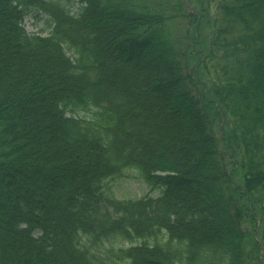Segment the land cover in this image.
Returning a JSON list of instances; mask_svg holds the SVG:
<instances>
[{
    "label": "trees",
    "instance_id": "obj_1",
    "mask_svg": "<svg viewBox=\"0 0 264 264\" xmlns=\"http://www.w3.org/2000/svg\"><path fill=\"white\" fill-rule=\"evenodd\" d=\"M205 4L0 0V264H264V0Z\"/></svg>",
    "mask_w": 264,
    "mask_h": 264
},
{
    "label": "rangeland",
    "instance_id": "obj_2",
    "mask_svg": "<svg viewBox=\"0 0 264 264\" xmlns=\"http://www.w3.org/2000/svg\"><path fill=\"white\" fill-rule=\"evenodd\" d=\"M201 1L203 2V4L200 3ZM205 1L206 0H192V2L194 4L192 8L199 15H201V13L198 12L196 8L201 7L202 9L203 8L207 9V10L209 9L207 4L204 5ZM75 6L77 7V5H75ZM43 19H44L43 21H40V20H36L33 16H29L25 21V26H26L27 31H29L30 33H43L42 29L45 26L44 22L47 19V16L44 15ZM202 32H203V34L205 33V35L208 36L210 33V27H204V28L202 27ZM43 34H46V33H43ZM0 52H1V54H0L1 55L0 66L3 67L4 63H6V65H7L6 68L4 70H2L3 71V73H2L3 80H0V81H2V84L6 86L5 88H7L9 85H7L6 83L9 80L12 82L17 81L19 78L18 73L20 71V68L24 67L25 65L18 62L17 59L15 58V55L10 56L1 47H0ZM41 71H44V70H41ZM34 72H35V76H36L38 71L35 70ZM192 72H195V71L192 70ZM166 91H169V89H167ZM148 108L150 110H147V113L150 114V116L153 118V120L156 117H159V118L161 117L164 120H168L169 117H171V114H174V111H172V109H170V108L165 109L164 107H161L158 105L153 106L151 104V106H149ZM41 117H42L41 113L39 111H35L33 113V117L32 116L30 117L28 114V117H27L25 122H26V124H30L31 126L32 125L36 126L37 123L44 124L45 122H43V118L41 119ZM173 122H172V125L174 127H177L178 124L175 123L174 120H173ZM151 126H152V128H154V130H156L155 132L160 137L159 143L161 145H164V142H165L164 140H168L169 138H171L169 128L166 129V127L161 126L160 124L157 125V123L154 121L151 123ZM175 130H176V128H175ZM221 130L228 131V128L224 124H220V125L215 126V131L217 132L219 138L222 137ZM31 133L32 134L36 133L37 134L36 137L42 136L38 133V131L36 129L34 130V128H33V130L31 129ZM46 134H45V136L43 135V137H45L44 144H48V141H49L48 136ZM184 138L187 139L186 136H184ZM219 146H220V150L222 152H225L224 143L220 142ZM235 181H236L235 184H238V183H240L241 180L238 176H236ZM111 186L114 188L117 195L120 198H124V199H126V198H128V199H140L142 197H147V196L158 197L159 193H160L159 188L150 187L143 180L137 178L136 175H132L129 178H126V179L121 180V181L113 182V183H111ZM244 227L246 229H249V231H251L252 226L250 223H246V225ZM256 236L258 237V234Z\"/></svg>",
    "mask_w": 264,
    "mask_h": 264
}]
</instances>
